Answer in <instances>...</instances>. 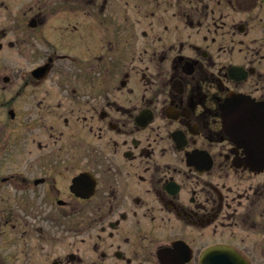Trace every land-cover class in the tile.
Instances as JSON below:
<instances>
[{
    "label": "flooded vegetation",
    "instance_id": "af4514ba",
    "mask_svg": "<svg viewBox=\"0 0 264 264\" xmlns=\"http://www.w3.org/2000/svg\"><path fill=\"white\" fill-rule=\"evenodd\" d=\"M0 264H264V0H0Z\"/></svg>",
    "mask_w": 264,
    "mask_h": 264
}]
</instances>
